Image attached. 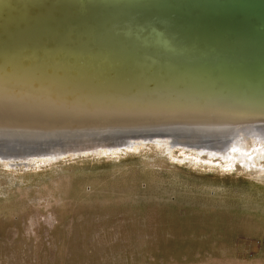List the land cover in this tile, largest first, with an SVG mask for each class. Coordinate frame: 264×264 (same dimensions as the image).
<instances>
[{
	"label": "bare ground",
	"instance_id": "6f19581e",
	"mask_svg": "<svg viewBox=\"0 0 264 264\" xmlns=\"http://www.w3.org/2000/svg\"><path fill=\"white\" fill-rule=\"evenodd\" d=\"M158 1L0 0V143L39 149L67 140L44 129L77 126L201 144L259 132L264 22Z\"/></svg>",
	"mask_w": 264,
	"mask_h": 264
},
{
	"label": "rangeland",
	"instance_id": "374dc122",
	"mask_svg": "<svg viewBox=\"0 0 264 264\" xmlns=\"http://www.w3.org/2000/svg\"><path fill=\"white\" fill-rule=\"evenodd\" d=\"M259 125L218 145L89 126L0 143V264H264Z\"/></svg>",
	"mask_w": 264,
	"mask_h": 264
},
{
	"label": "water",
	"instance_id": "95a60500",
	"mask_svg": "<svg viewBox=\"0 0 264 264\" xmlns=\"http://www.w3.org/2000/svg\"><path fill=\"white\" fill-rule=\"evenodd\" d=\"M175 2L181 7L189 2L195 11L196 9L203 11L202 8L215 12L223 10L224 12L218 11L222 14L218 18L224 25L243 20L249 25L257 23L260 25L259 27H262L264 22V0H159L158 5L162 8L164 5L169 6L170 3Z\"/></svg>",
	"mask_w": 264,
	"mask_h": 264
}]
</instances>
